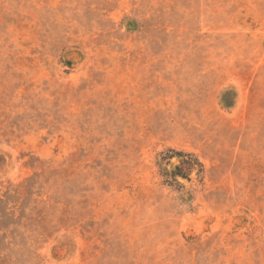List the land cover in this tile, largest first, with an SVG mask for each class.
<instances>
[{
    "label": "rangeland",
    "instance_id": "374dc122",
    "mask_svg": "<svg viewBox=\"0 0 264 264\" xmlns=\"http://www.w3.org/2000/svg\"><path fill=\"white\" fill-rule=\"evenodd\" d=\"M0 264H264V0H0Z\"/></svg>",
    "mask_w": 264,
    "mask_h": 264
}]
</instances>
